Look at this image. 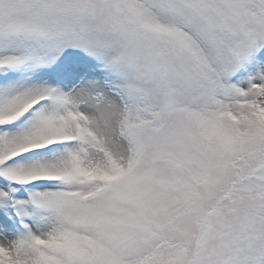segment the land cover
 <instances>
[{
	"label": "snow or ice",
	"instance_id": "obj_1",
	"mask_svg": "<svg viewBox=\"0 0 264 264\" xmlns=\"http://www.w3.org/2000/svg\"><path fill=\"white\" fill-rule=\"evenodd\" d=\"M0 264H264V0H0Z\"/></svg>",
	"mask_w": 264,
	"mask_h": 264
}]
</instances>
